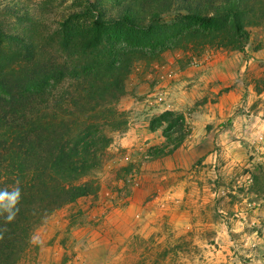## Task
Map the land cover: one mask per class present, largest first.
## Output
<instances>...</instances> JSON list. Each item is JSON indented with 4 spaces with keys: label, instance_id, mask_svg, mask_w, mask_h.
<instances>
[{
    "label": "rangeland",
    "instance_id": "374dc122",
    "mask_svg": "<svg viewBox=\"0 0 264 264\" xmlns=\"http://www.w3.org/2000/svg\"><path fill=\"white\" fill-rule=\"evenodd\" d=\"M17 1L33 21L0 13L5 31L65 59L59 38L74 24L87 29L96 9L129 0ZM250 32L245 53L190 39L135 47L126 94L95 113L109 140L84 179L96 193L37 225L18 264H264V23ZM7 48L23 56L15 41ZM166 114L184 123L180 147Z\"/></svg>",
    "mask_w": 264,
    "mask_h": 264
},
{
    "label": "trees",
    "instance_id": "16d2710c",
    "mask_svg": "<svg viewBox=\"0 0 264 264\" xmlns=\"http://www.w3.org/2000/svg\"><path fill=\"white\" fill-rule=\"evenodd\" d=\"M3 2L0 13L33 21L30 7ZM84 8L91 11L94 3ZM94 13L86 18L87 29L74 24L73 33L59 38L65 59L45 58L32 37L11 35L0 20V189H21L15 218L8 222L0 215V264H18L37 225L96 193L97 186L84 179L100 164L109 140L95 113L108 104L111 111L126 94L133 56L142 53L134 48L156 49L172 39V49H182L190 39L201 49L245 53L250 29L264 23V0H129ZM168 20L189 24L195 33L163 30ZM12 41L23 56L8 51ZM166 115L164 121L172 124L174 118ZM174 121L182 127L177 148L188 134L181 120Z\"/></svg>",
    "mask_w": 264,
    "mask_h": 264
},
{
    "label": "clouds",
    "instance_id": "9594fccd",
    "mask_svg": "<svg viewBox=\"0 0 264 264\" xmlns=\"http://www.w3.org/2000/svg\"><path fill=\"white\" fill-rule=\"evenodd\" d=\"M21 199V189L19 186L9 190L0 189V215L6 214V220L11 222L19 212V203ZM0 234V239H2ZM33 242H38L33 239Z\"/></svg>",
    "mask_w": 264,
    "mask_h": 264
}]
</instances>
